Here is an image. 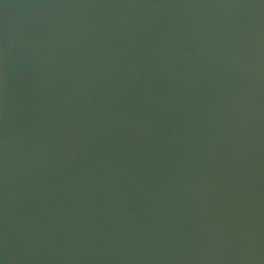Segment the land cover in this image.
Wrapping results in <instances>:
<instances>
[{"label":"water","instance_id":"water-1","mask_svg":"<svg viewBox=\"0 0 264 264\" xmlns=\"http://www.w3.org/2000/svg\"><path fill=\"white\" fill-rule=\"evenodd\" d=\"M0 264H264V0H0Z\"/></svg>","mask_w":264,"mask_h":264}]
</instances>
